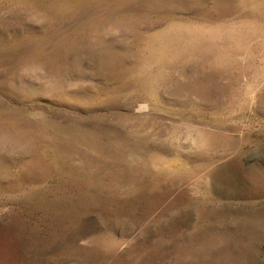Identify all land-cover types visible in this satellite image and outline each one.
I'll use <instances>...</instances> for the list:
<instances>
[{
  "label": "rangeland",
  "instance_id": "374dc122",
  "mask_svg": "<svg viewBox=\"0 0 264 264\" xmlns=\"http://www.w3.org/2000/svg\"><path fill=\"white\" fill-rule=\"evenodd\" d=\"M0 0V264H264V0Z\"/></svg>",
  "mask_w": 264,
  "mask_h": 264
},
{
  "label": "bare ground",
  "instance_id": "6f19581e",
  "mask_svg": "<svg viewBox=\"0 0 264 264\" xmlns=\"http://www.w3.org/2000/svg\"><path fill=\"white\" fill-rule=\"evenodd\" d=\"M17 1H19V0H17ZM23 0H20V2H22ZM32 2H34V1H37V2H41V1H43V0H31ZM48 1V0H47ZM46 1V2H47Z\"/></svg>",
  "mask_w": 264,
  "mask_h": 264
}]
</instances>
